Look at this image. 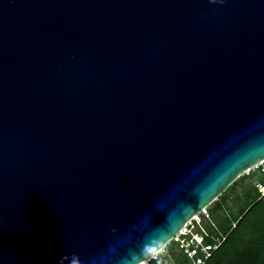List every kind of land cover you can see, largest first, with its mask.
I'll return each mask as SVG.
<instances>
[{
    "label": "water",
    "instance_id": "1",
    "mask_svg": "<svg viewBox=\"0 0 264 264\" xmlns=\"http://www.w3.org/2000/svg\"><path fill=\"white\" fill-rule=\"evenodd\" d=\"M264 159V0H0V264H141Z\"/></svg>",
    "mask_w": 264,
    "mask_h": 264
},
{
    "label": "trees",
    "instance_id": "2",
    "mask_svg": "<svg viewBox=\"0 0 264 264\" xmlns=\"http://www.w3.org/2000/svg\"><path fill=\"white\" fill-rule=\"evenodd\" d=\"M254 179L257 180L255 171L241 176L208 207L211 217L205 227L211 237H207L206 242L212 243L215 238L224 240L206 264H264V196L260 197L255 186L256 192L247 188ZM238 185L244 190L243 203L233 213L226 209V204L230 190ZM224 209L228 211L227 215L221 212ZM173 246V243L167 245L166 250L172 252ZM173 252L176 264L189 263L183 253ZM149 264L167 263L163 257H157Z\"/></svg>",
    "mask_w": 264,
    "mask_h": 264
},
{
    "label": "built area",
    "instance_id": "3",
    "mask_svg": "<svg viewBox=\"0 0 264 264\" xmlns=\"http://www.w3.org/2000/svg\"><path fill=\"white\" fill-rule=\"evenodd\" d=\"M251 171L256 172L257 180L253 183L259 192L260 197H263L264 159L245 174L248 175ZM207 209L208 207L203 208L198 214L194 215L168 243H173L176 251H179L186 256L189 260L188 264H206L224 240V238H215L212 243L206 242V238L211 237L203 225V220L209 218ZM167 245L162 247L159 252L143 261L141 264H149L151 260L156 259L158 254L166 251Z\"/></svg>",
    "mask_w": 264,
    "mask_h": 264
},
{
    "label": "rangeland",
    "instance_id": "4",
    "mask_svg": "<svg viewBox=\"0 0 264 264\" xmlns=\"http://www.w3.org/2000/svg\"><path fill=\"white\" fill-rule=\"evenodd\" d=\"M254 180H252L250 182V184L247 185V188H253L254 191L256 192L255 188L253 187L254 186V184H253ZM242 191L244 192L241 185H238L236 188L230 190L229 197L227 199L226 209L227 208L230 209V211L233 213L237 212L238 206L243 203V192ZM226 209H224L221 212L225 213L227 215L228 211ZM208 215H209V218L203 220L204 226H206V224H208L210 222L209 219H210L211 215L210 214H208ZM173 251L177 252L175 249V246H173ZM173 251L171 252V251L166 250L165 252L158 254V257H163L164 262L167 264H176V261H174V259L172 258V253H174Z\"/></svg>",
    "mask_w": 264,
    "mask_h": 264
}]
</instances>
